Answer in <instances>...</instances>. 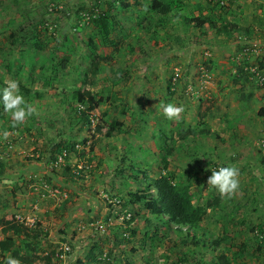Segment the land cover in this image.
Wrapping results in <instances>:
<instances>
[{
	"label": "rangeland",
	"instance_id": "374dc122",
	"mask_svg": "<svg viewBox=\"0 0 264 264\" xmlns=\"http://www.w3.org/2000/svg\"><path fill=\"white\" fill-rule=\"evenodd\" d=\"M15 1L19 4L15 5ZM173 1L174 10L167 17L160 16L162 22L167 19L166 30L152 34L131 24L137 18L149 15L145 10L147 0H127L125 4L128 7L116 0H106L101 4V12H111L114 17L112 38L117 41L119 51L114 52L113 46H100L96 41L99 45L96 52L112 60L100 64L101 70L93 79L94 84L86 88L96 96L110 97L108 103L89 113L92 131L97 125L103 127L102 134L92 138L88 126L84 123L79 130L80 123H77L82 113L88 114V105L77 104L69 89L79 87L82 76L89 70L92 48L87 45V40L89 35L98 33L96 27L74 32H71V27L77 20L79 8L82 5L90 8L94 1L0 0V78L3 80L0 87H4L7 80H17L19 85L30 89L31 95L22 90L20 93L34 108L32 115L13 127L10 114L0 107V137L12 142V152H19L17 156L47 161L50 168L43 169L47 173L42 176L45 180L41 186L38 184L36 191H31L39 205L33 208V213L28 209L26 215L22 214L20 205L12 204L16 199H12L8 192L5 194L9 189L3 190L5 196L0 194V218L16 216L28 227L37 226L36 230L41 235V251L35 254L34 264H45L43 258L53 251L52 264H66L70 255L61 257L62 245L68 243L74 250H81V239L99 241L103 255L111 250L110 264H127L128 261L158 264L164 262L163 256L169 257L170 261L185 258L187 264H215L222 254L229 258L230 264H264V246L259 249V245L264 243V117L258 115L264 106V84H258L249 75L251 69L257 67L264 76V68L260 67L264 63V0H225L226 5L223 6L219 0H178L182 4L180 7H176ZM185 17L188 20H217L224 26L232 22L238 31L228 38L208 24L203 30L198 29L196 22L188 24ZM39 20L42 24L36 25ZM21 29L32 30L35 40L47 45L45 49L36 52L28 44L12 49L9 34ZM246 29L253 35H248ZM68 33L75 48L72 59L60 77L52 78L51 83L45 85L37 77L39 70L42 65H50L49 57L53 51L58 59L69 53L68 48L56 49ZM246 46H250L247 55L244 53ZM210 60L214 65L210 66ZM10 62L15 64L11 73L6 69ZM20 64H24L26 75L16 79L14 73ZM238 67L248 71L240 82L234 78L241 75ZM32 71L34 78L31 80L28 74ZM171 83L178 87L173 94L168 87ZM36 93H41L42 98H38ZM192 96L196 99L193 100ZM197 97L202 99L201 102ZM160 102L182 105L184 111L178 119L168 120L163 115ZM113 120L124 123L123 132L113 138H105L103 133ZM203 124L220 138L200 134L182 138L184 131L202 129ZM71 125H75L73 131L69 130ZM234 128L237 131L233 132ZM83 139L95 143L93 153L89 151V145L83 147L78 144L77 149L85 151L84 156L63 152L67 160L62 156L59 162L63 153L53 151L56 143H80ZM166 148L169 150L168 171L186 179L195 173L203 180L198 182L196 179L192 189L198 194L197 204L220 197L223 212L206 216L203 229L208 236L190 231L189 243L184 244L188 232L185 227L182 237L171 232L151 255L149 241L144 238L146 228L152 229L146 224L147 216L144 215L147 213L140 205L125 202L128 192L140 185L131 179V175L142 180L144 174L153 179L159 177ZM66 165L78 168L74 173L80 178L75 182L67 179ZM210 165L214 170L217 166L230 165L239 169V187L234 194L222 197L207 184L211 176ZM81 169L83 173L79 172ZM139 171L144 173L139 174ZM66 179L70 187L60 185ZM44 184L50 187L53 195L43 189ZM15 190L17 192L18 188ZM85 195L93 200L83 202ZM115 198L120 201L117 207L109 203ZM88 204L94 205L95 214L87 222L85 218L92 214L82 212V207H88ZM128 214L134 220H130ZM95 222H102L107 227V234L96 235L91 229ZM80 223L81 227L86 224L88 227L79 230ZM167 227L162 228L160 234H166ZM134 228L139 234L133 238L128 236V230ZM117 233L122 235L120 242L114 238ZM124 234L128 237L124 238ZM4 236L0 229V240ZM194 236L196 240L192 241ZM222 236L228 241L216 251L206 247L209 241Z\"/></svg>",
	"mask_w": 264,
	"mask_h": 264
},
{
	"label": "trees",
	"instance_id": "16d2710c",
	"mask_svg": "<svg viewBox=\"0 0 264 264\" xmlns=\"http://www.w3.org/2000/svg\"><path fill=\"white\" fill-rule=\"evenodd\" d=\"M62 1V0H58ZM127 1V0H126ZM125 0L122 2V0H116V2L119 4L122 3V6L128 7V5L125 4ZM147 16H144L142 18H137L136 22L131 23L133 24V27L140 26L142 30L146 31L147 33L155 32L159 33V31L166 30L167 25V19L162 22V19H160V16L163 18L168 16L169 13H171L172 10H174V1L173 0H147ZM176 7L182 6L181 2L178 0H175ZM19 4V1H15V5ZM141 6L143 3H140ZM93 8H99L102 9L100 5L93 4L90 8L82 5V7L79 8L77 11V20L74 24V26L71 27V32H74L75 30L82 31L86 28H97V34L96 35H89L87 40V45L92 48V51L90 53V67L89 70L85 72L84 76L81 78V84L78 87H74L72 89H69V94H71V98L75 99L77 104H87L88 105V114L82 113V116L80 117V121L77 120V123H80L79 130H81L85 125L88 126V130L92 132L91 137L96 138L102 134L103 127L100 125H97L95 127V130L92 131V120L90 118V114L96 109L100 107L102 104H106L109 102L110 97L107 96H96L92 94L91 91L86 89L90 85L94 84V80L96 76L99 74L101 70L100 64L102 62H111L112 58L109 56H103L97 53V49L99 45L97 42L100 43V46L108 47L113 46L114 52L119 51L118 43L115 41L112 36L115 32V25L113 23L114 17L112 16L111 12L101 13L98 15V17L94 18L92 20V24L90 26H87V24H82V13L86 11H90ZM57 8H55V11ZM47 13L49 12V9L46 10ZM45 11V13H46ZM61 12V11H60ZM34 16H37L34 14ZM157 16V17H156ZM159 16V19H158ZM186 23L189 24L196 22V28L202 29L206 24H208L212 29L216 30L219 34H223L228 38L233 37V32L238 31V27L236 24H232V22H228L227 25L220 24L217 20H210L208 18H196V19H189L185 17L184 19ZM166 22V23H165ZM36 25L42 24L41 20L39 22L35 23ZM45 30H47L45 28ZM246 33L248 35H253V32H251L249 29H246ZM9 41L12 49L20 46H26L27 44L30 45V47L34 48V50L37 51H43L47 45L44 43H39L35 40L33 36L32 30L27 29H21L18 31L10 32L9 34ZM97 41V42H96ZM20 45V46H19ZM65 48L69 49V53L64 56L61 59H58L56 57V52L53 51L52 55L49 57L50 65H42L39 74L37 77L40 81H43L45 85H49L51 83L52 78H58L60 77V73L62 70H65L70 63V60L72 59L71 56L74 54V47L72 46V40L71 35L65 34L64 41L59 43L56 46V49L58 51L64 50ZM131 51L133 50V47H129ZM11 49V50H12ZM22 54L23 51H21ZM34 59V58H33ZM209 62V61H208ZM25 63V62H24ZM14 63L10 62L7 65V72L11 73L14 70ZM214 65V62L210 60V66ZM208 67V69L210 68ZM261 68H264V63L260 64ZM239 73L241 74L239 77H234L235 81L240 82V78H243L245 74H248V71H245L242 68H239ZM14 73V78H23L26 75V71L24 70V64L17 65V69ZM34 71L30 72L28 74L29 79H33L34 77ZM54 74H51V73ZM251 73H249L250 75ZM252 75V74H251ZM233 80V77H232ZM3 84L2 78H0V86ZM169 90L171 93H175L178 89L177 85L174 83H171V85H168ZM241 87V85H240ZM20 90L24 91L27 95H31L30 89H28L25 86H22V84L19 85ZM36 96L38 98H42L41 93H36ZM193 100H195V96H192ZM195 98V99H194ZM197 100L201 102L202 99L197 97ZM75 112L77 110H74ZM125 111H123L122 114H124ZM76 114V113H75ZM258 115L260 117H264V106L262 109L259 110ZM229 118V117H228ZM231 122V121H230ZM76 125V124H75ZM75 125H71L69 127L70 131L74 130ZM204 125V124H203ZM124 123L119 120H113L108 123V129L104 134L105 138H113L115 136L120 135L123 132ZM228 128H230L228 126ZM162 131V130H161ZM229 131V130H227ZM237 131L236 128L233 129V132ZM196 134L204 135V136H210L214 137L216 135H213L211 129L207 127V125H204L202 129H196L192 128L188 131H184L182 138L187 139L188 136H194ZM218 139L219 136H216ZM60 141L59 143H56L53 146V151H55L56 154H62L63 152L70 153L82 157L85 155V151H80L77 149V145H83V147H87L89 145V151L93 153L95 149V143L91 142L88 139H83L81 141ZM90 143V144H89ZM169 150L167 148L165 149L166 155L163 156L162 162H163V169L161 170L159 177L156 179L150 178L146 174H144L143 180L138 178L135 175H131V179L134 181H137L140 183V185L137 187L136 190L132 192H128V198L125 203H129L131 205H140L144 210L146 211V224L149 228H152L151 230L146 231L144 238L149 241V253L153 255L154 251L156 249L160 248L162 246V241L164 238L169 237V234L171 232L175 233L177 236L182 237L184 233V228L187 227L188 232L186 233V239H184V244H188L189 241L187 239L191 236L190 231H194L197 233H202L203 236H208L209 234L204 231L203 229V223L205 221L206 216L209 213L218 214L222 213L223 210L221 208V205L219 204L220 197H215L212 201H206L204 204H197V193L195 191H192L194 188L195 180L197 179L198 182H202L203 180L200 178L197 174H192L188 179L185 178V176L180 175L178 173L168 171V162H169ZM29 160V159H28ZM39 160V159H38ZM65 160H67V157L65 156ZM210 164V163H209ZM3 163L1 165L0 171L3 169ZM78 169L76 166H65V172L67 179L69 178L72 180V182H75V179L80 178V175H76L74 173V170ZM80 173H83L82 169L79 171ZM140 173H144L139 171ZM133 174V173H132ZM1 175V174H0ZM49 182L50 178L48 177ZM120 203V201H119ZM130 220H134L133 217L130 218ZM175 224V227H169L170 225ZM168 226V227H167ZM37 227V226H36ZM35 228L28 227L25 225L22 221H19L16 219V216L12 219H5L0 218V229L4 233V238L0 240V261H3L4 258L8 255L13 256L14 258L18 259L20 261V264H34L36 261L35 254H38L41 251V235ZM167 227L166 234H160V230L162 228ZM121 229V228H119ZM130 231L129 235H132V237H136L139 234V231L134 229H129ZM122 235L121 233H117L114 238L117 241H121ZM124 238L125 235H124ZM207 238V237H206ZM205 238V239H206ZM196 240V237H193L194 241ZM227 240L226 237L222 236L218 238L216 241H209L206 247H211L213 251H216L219 246L222 243H225ZM264 242V240H263ZM196 246L197 243H195ZM264 246L263 244L259 245V249H262ZM72 247V246H71ZM74 248L72 247V251ZM74 252V251H73ZM72 254V253H71ZM70 254V256H71ZM106 258L101 261L102 254V247L101 243L99 241H95L92 243L91 248L89 249L88 253L85 255V257L82 259H77L76 264H99L100 261L102 264H110L111 263V257L112 251H107ZM55 255L54 251L49 253L47 257H44L43 260L45 261V264H52L50 258ZM163 263L158 264H187V261L185 258L179 259V261H170L169 257L163 256ZM127 264H137L134 261H128ZM215 264H230L229 258L222 254L218 256V261Z\"/></svg>",
	"mask_w": 264,
	"mask_h": 264
},
{
	"label": "crops",
	"instance_id": "0c3cea01",
	"mask_svg": "<svg viewBox=\"0 0 264 264\" xmlns=\"http://www.w3.org/2000/svg\"><path fill=\"white\" fill-rule=\"evenodd\" d=\"M261 127L263 128L262 124H261ZM17 153L19 154V152H16V151L11 152L10 155L5 156V158H4V162H3L4 166L2 168L3 170L0 171V174H1L0 175V192L3 190L5 191V190L9 189L8 191H6L5 194H7V192H8L9 196H11L12 199L15 198L16 202H14L12 200V204L16 207H18L20 205V210H21L22 214L26 215V213L29 212L28 209H31L32 210L31 213H33V208H38L37 207L38 204L36 203L37 198L32 195L33 193L31 191H34V190L36 191L38 184H39V186H41L42 180L43 181L45 180L44 179L45 177L42 179V176H46L47 173L43 169H50V168L47 164V161H43V160L33 161V160H28L27 158L23 159L22 156H17L16 155ZM60 185H62L63 187H67V186L70 187V184H69V182H67V179H66V181L62 182V184H60ZM16 188H18L17 192L15 190ZM12 189H14V190L12 191ZM4 191L1 192L0 194L5 196ZM32 198H33V200H32ZM92 200L93 199L91 197H88L87 195H85V197L83 198V202H85V201L91 202ZM33 201H35V202H33ZM83 204H85V203H83ZM85 205H87V203ZM3 208H4V206H3ZM82 208H83V210L80 209L79 213L82 210V212L88 211L89 213L92 214V215H89L90 217L85 218V220L87 222L90 221L91 218H93V216L95 214V213H93L94 205L88 204V207L83 206ZM98 208L99 207H97L96 209L98 210ZM36 211H38V210H36ZM30 216H31V214H30ZM76 223H78V221ZM84 224H86V223H84ZM80 225H82V224L80 223L78 226H80ZM84 226L88 227L87 224ZM90 239H91V237H90ZM82 240L83 239L80 240V243L81 242L83 243L81 250L79 249V250H73L74 252L72 251L71 256L67 259L69 261V262H67L68 264H76V260L79 258L80 259L82 258L86 249L91 245L90 243L92 241H96V240L91 241L88 239L89 241L87 242V241H84V240L82 241ZM78 245L75 244V246H78Z\"/></svg>",
	"mask_w": 264,
	"mask_h": 264
},
{
	"label": "clouds",
	"instance_id": "9594fccd",
	"mask_svg": "<svg viewBox=\"0 0 264 264\" xmlns=\"http://www.w3.org/2000/svg\"><path fill=\"white\" fill-rule=\"evenodd\" d=\"M0 107L4 112L10 114L13 127L22 123L28 116L32 115L34 108L28 104L24 96L20 93L19 82L17 80L5 81V86L0 87ZM163 115L168 120L178 119L180 113L184 111L183 106H177L173 102H160ZM7 135V133H5ZM211 176L208 177L207 184L216 189L223 196H231L239 187V169L234 166H217L214 170L211 165ZM0 264H20V261L11 255L0 261Z\"/></svg>",
	"mask_w": 264,
	"mask_h": 264
},
{
	"label": "built area",
	"instance_id": "2783aa9c",
	"mask_svg": "<svg viewBox=\"0 0 264 264\" xmlns=\"http://www.w3.org/2000/svg\"><path fill=\"white\" fill-rule=\"evenodd\" d=\"M94 4L96 5H100V7H102L101 4L105 3L106 0H93ZM219 4L221 6L226 5L225 0H219ZM101 10L99 8H93L90 11H86L83 12L82 15V24H87V26H90L92 24V20L96 17H98L99 14H101ZM250 46H246L244 48V53L245 55H247V53L249 52V48ZM250 73L252 74V77L258 82V84L263 85L264 84V76L262 75L263 73H261V70L257 67L251 69ZM13 151V144L11 141H6L5 139H2L0 137V168L2 163L4 162V158L5 156L10 155V153ZM64 158V156H66V153H63L60 157H59V162H61V160ZM43 189L46 190L49 194L53 195V192L51 191L50 187L47 184L43 185ZM57 193V191H56ZM55 194V193H54ZM109 203L111 205H113L114 207H117V205H119V201H117V199H110ZM131 217V214H128V218ZM19 218V217H18ZM19 220V219H18ZM91 229L92 231L96 234V235H105L107 234V227L102 223V222H95L93 224H91ZM80 229H85V227H80ZM79 229V230H80ZM125 237L127 236V234H124ZM128 236H130L128 234ZM127 236V237H128ZM62 250V256L63 258H67L68 255H70L72 253V247L70 244H63L61 247ZM106 258V254L101 256V261L104 260Z\"/></svg>",
	"mask_w": 264,
	"mask_h": 264
}]
</instances>
